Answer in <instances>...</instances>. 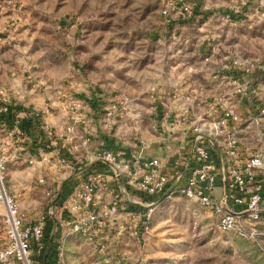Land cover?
I'll use <instances>...</instances> for the list:
<instances>
[{"label":"built area","instance_id":"1","mask_svg":"<svg viewBox=\"0 0 264 264\" xmlns=\"http://www.w3.org/2000/svg\"><path fill=\"white\" fill-rule=\"evenodd\" d=\"M194 12L189 0H164L160 17L171 28ZM257 71L264 72L263 61L226 57L207 77L209 92L193 81H173L167 89L163 82L153 84L148 99L159 156H148L149 146L142 142L129 150L111 145L107 134L95 140V116L101 129L111 132L119 113L129 115L123 96L98 114L74 92L61 95L67 112L61 137L67 146L53 151L52 158L26 148L15 120L9 133L16 135L27 165L47 163L68 174L71 187L62 200L58 191H45L46 205L29 216L7 190V159L0 155V264H41L48 222L61 232L55 264H68L65 244L74 236L104 261L124 258L118 250L128 243L143 249L160 202L174 195L197 204L214 218L219 232L248 240L264 256V78L254 80ZM9 109L0 90V114ZM41 129L51 138L46 124ZM37 184L46 186L45 177Z\"/></svg>","mask_w":264,"mask_h":264},{"label":"rangeland","instance_id":"2","mask_svg":"<svg viewBox=\"0 0 264 264\" xmlns=\"http://www.w3.org/2000/svg\"><path fill=\"white\" fill-rule=\"evenodd\" d=\"M163 1L0 0L1 61L12 68L10 74L19 69L28 81L63 76L70 91L93 99L98 114L125 97L129 115L119 113L111 132L102 130L95 116L97 140L107 134L111 145L129 150L139 142L151 145L148 89L153 84L163 82L166 88L173 81H193L209 92L207 77L223 58L264 63L261 0H189L196 14L171 28L161 21ZM255 74L261 82L264 72ZM152 150L157 152L148 147L147 153ZM6 166L9 194H15L10 185L19 186L20 193L22 185L28 187L27 202L37 207L33 214L40 213L48 201L45 187L22 161ZM3 234L0 224V239ZM128 245L118 250L124 258L109 262L98 259L82 240V254L71 255L66 245L65 253L68 264H264L251 242L219 232L210 213L179 195L160 202L143 249ZM46 255L44 250L41 264Z\"/></svg>","mask_w":264,"mask_h":264},{"label":"crops","instance_id":"3","mask_svg":"<svg viewBox=\"0 0 264 264\" xmlns=\"http://www.w3.org/2000/svg\"><path fill=\"white\" fill-rule=\"evenodd\" d=\"M8 68L7 64L1 61L0 58V90L5 92L10 103L11 112L15 115L13 122L15 120L19 121L18 128L26 136L27 149L39 151L42 156H45V158H52V155L54 154L53 151H56L57 149L63 150L67 146L66 141L61 137L64 132V123L67 115L66 106L62 102L63 98L61 95L69 92L70 88L68 89L66 84L68 81H64V78H62L63 76L59 78L56 77L52 80L50 78H35L36 80L34 82L28 81L23 77L21 70H12L14 74H17V76H14V74H10L12 68ZM19 74L22 75L20 76ZM255 79L256 74L254 75V80ZM76 96L88 103L87 105L90 107L91 112L96 111L97 107L92 98V100H90L89 97L87 98L79 94ZM91 96L94 97V94L91 93ZM43 124H46L51 130V138H47L46 134H44L41 129ZM9 128L10 127H8L4 121L0 120V153L5 159H7V162L12 163L13 165H18L20 161L27 165L24 155L17 151L16 145L18 141L16 135L11 136ZM92 131L95 132V129ZM78 133H81V131L78 130ZM102 136H104V134H102ZM105 137V139L108 140L109 137ZM95 140H97L96 136ZM148 146L152 148L154 147L155 150H157V152L152 150L151 153H147L146 149V154L148 156L163 155V152L156 144L152 143L151 145L148 144ZM115 147L120 146L115 144ZM47 165V163H43L42 167H39L38 165L30 167L27 165V169H30L31 172L36 175V181L40 176L45 177L46 186H41L45 187V191L52 188L50 190L54 189L59 192L58 194L61 197V200L65 199L70 193L71 187V181L68 180V174L57 172ZM10 181H14V177H12ZM9 188L15 192L14 196L19 198L20 208L29 213V216H32L37 207H35L34 204L27 202L30 194L28 187L22 185L21 193L19 186L15 187L10 185ZM26 196L27 199L25 198ZM29 200L33 201L31 199ZM44 230L48 236L45 246V254L47 253L45 264H55V253L61 232L55 231L54 225L51 224V222L46 223ZM80 241L81 238L78 236H74L66 241L65 245L71 255L77 254L79 256L82 254ZM108 253L112 256L113 253L116 254V251L109 250ZM92 254L93 253H90L89 256Z\"/></svg>","mask_w":264,"mask_h":264},{"label":"trees","instance_id":"4","mask_svg":"<svg viewBox=\"0 0 264 264\" xmlns=\"http://www.w3.org/2000/svg\"><path fill=\"white\" fill-rule=\"evenodd\" d=\"M14 116L15 115L12 114L11 109H9V112L8 113H6V114H0V120L4 121L7 124V126L11 128L12 122L14 120ZM47 238H48V236H47Z\"/></svg>","mask_w":264,"mask_h":264}]
</instances>
